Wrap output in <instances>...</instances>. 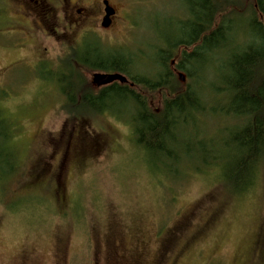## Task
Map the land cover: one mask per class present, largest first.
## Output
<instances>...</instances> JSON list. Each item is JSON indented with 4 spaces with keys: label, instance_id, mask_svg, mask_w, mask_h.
<instances>
[{
    "label": "rangeland",
    "instance_id": "rangeland-1",
    "mask_svg": "<svg viewBox=\"0 0 264 264\" xmlns=\"http://www.w3.org/2000/svg\"><path fill=\"white\" fill-rule=\"evenodd\" d=\"M93 1L101 13V0ZM108 1L117 11L110 29L99 20L14 27L25 24L21 12L13 0H0V132L8 137L3 155L17 156L12 172L0 163V264H264V165L249 192L232 196L223 167L199 173L186 154L175 166L139 147L132 101L113 98L109 110L85 118L64 108L74 76L62 62L74 49L130 57L135 73L153 78L159 49L183 38L182 0ZM236 1L244 9L232 15L229 8L223 20L250 16L252 0ZM239 37V44L253 40L245 30ZM185 50L171 64L175 88H134L152 109L193 84L175 68ZM75 66L82 92L99 93L94 74L113 73ZM220 120L199 116L192 139L220 137Z\"/></svg>",
    "mask_w": 264,
    "mask_h": 264
},
{
    "label": "trees",
    "instance_id": "trees-1",
    "mask_svg": "<svg viewBox=\"0 0 264 264\" xmlns=\"http://www.w3.org/2000/svg\"><path fill=\"white\" fill-rule=\"evenodd\" d=\"M182 1L188 13L183 38L159 49L160 71L153 78L135 73V61L130 57L112 54L105 58L95 47L92 52L74 49L71 57L62 62L74 76L68 83L70 88L63 92L67 97L64 108L74 118H85L109 110L106 102L113 98L132 101L130 121L139 147L175 166L182 162L181 155L186 154L199 173L223 167L226 183L231 186L228 192L241 196L255 186L264 165V0H252L248 18L239 13L232 18L236 8L244 9L236 0ZM232 7L234 13L223 20ZM219 16H223L220 23ZM242 29L253 39L251 42L241 39L239 44ZM181 46L186 50L175 68L186 72L193 84L183 91L179 86L173 94L166 95L161 109L156 111L134 88L157 92L172 87L177 80L173 78L171 64ZM188 48L192 50L188 52ZM76 64L89 70L121 73L133 86L115 83L99 93L82 92L84 80ZM199 116L221 117L222 135L214 138L204 134L192 139L200 125ZM0 139V163L12 172L17 156L12 153L11 161L3 155L4 149L9 151L3 130ZM174 170L177 175L178 169Z\"/></svg>",
    "mask_w": 264,
    "mask_h": 264
},
{
    "label": "flooded vegetation",
    "instance_id": "flooded-vegetation-1",
    "mask_svg": "<svg viewBox=\"0 0 264 264\" xmlns=\"http://www.w3.org/2000/svg\"><path fill=\"white\" fill-rule=\"evenodd\" d=\"M108 0H101V13H98L97 7L93 0H13L15 6L21 12V22H9L14 24V27H91L90 23L99 20L100 27L103 28L102 22L106 16L105 2ZM109 6L114 9L115 14L111 17V26L117 16V11L109 3ZM35 22V25L33 24ZM66 23V25H65ZM13 27V28H14ZM87 35L92 33L87 28L85 31ZM23 34V31L20 32ZM91 36V35H89ZM86 36L85 38H88Z\"/></svg>",
    "mask_w": 264,
    "mask_h": 264
},
{
    "label": "water",
    "instance_id": "water-1",
    "mask_svg": "<svg viewBox=\"0 0 264 264\" xmlns=\"http://www.w3.org/2000/svg\"><path fill=\"white\" fill-rule=\"evenodd\" d=\"M105 12L106 16L102 22L103 28H109L111 26V17L115 14L114 9L109 6V3L105 2ZM181 81H184V77L180 76ZM115 83H120L122 85L130 84L129 79L121 73H96L93 76V85L97 88H103L110 86Z\"/></svg>",
    "mask_w": 264,
    "mask_h": 264
}]
</instances>
